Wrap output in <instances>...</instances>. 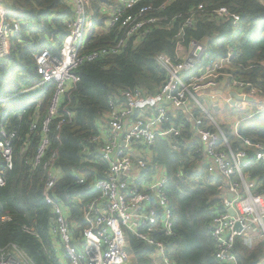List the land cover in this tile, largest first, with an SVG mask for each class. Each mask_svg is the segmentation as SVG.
I'll use <instances>...</instances> for the list:
<instances>
[{"label": "built area", "instance_id": "2783aa9c", "mask_svg": "<svg viewBox=\"0 0 264 264\" xmlns=\"http://www.w3.org/2000/svg\"><path fill=\"white\" fill-rule=\"evenodd\" d=\"M92 1L97 4L98 11L88 15L87 3ZM64 2L70 9V17L65 21L69 33L63 35L56 31L42 36L48 47L35 55L34 82L18 86L13 96L0 99V106L42 91L54 83L57 87L51 109L53 114L64 92L80 82L76 73L80 66L136 46L150 33V27L171 31L175 22L182 20L183 23L175 37V56L160 53L156 57L165 73L164 84L157 93L145 95L136 89L120 91L110 98L108 110L96 122V134L83 146V155L95 166L102 165L103 169L96 172L92 180L85 174L75 175L76 186L84 187L80 195L66 193L62 198L57 192L62 173L52 160L45 164L44 169L49 172L43 199L53 216L52 234L57 237L54 245L62 264H129L132 259L136 260L135 254L129 250L133 238L148 248V256L154 264H176L168 255L167 244L160 239L161 236L174 235V213L167 191L170 177L164 166L153 171L152 151L158 139L182 138V129L186 126L179 121L180 113L191 122L190 132L201 169L210 166L212 174L221 182L218 187L221 207L215 210L211 228L215 260L217 264H237L234 250L238 238L250 245L260 239L264 242V191L258 193L260 186L257 182L255 185L249 182L243 172V167L264 164V150L261 144L249 139L244 140L241 148H232L225 131L200 101L211 91L221 88L228 95L238 92L243 104L256 112L264 110L263 96L223 74L235 55L234 48L229 46L225 56L213 60L209 40L185 41L186 31L195 27L194 22L196 25L197 13H205L203 7L188 17L185 14L169 19L156 15L146 17L149 12L153 13L152 6L127 14L143 0ZM23 12L13 1L0 0L2 61L11 58L17 45L13 41L20 37L22 29L34 27L35 23L30 21L13 19L9 22V16L22 15ZM210 14L230 22L233 28H237L241 21L238 14L225 7L212 10ZM51 22L53 20H42L41 27ZM116 26L122 31L127 30L123 38L115 37L107 48L82 55L92 36L111 32ZM7 75L15 81L12 73L7 71ZM192 106H197L203 115L194 112ZM2 114L1 110L0 187L5 185L6 170L13 167V142L1 123ZM48 126L47 120L43 125L44 135ZM47 146L48 140L44 138L35 166L40 165ZM249 148H254L255 152H249ZM75 207L80 211V223L72 220ZM230 210L234 211V216ZM9 220L8 216H0V223ZM23 229L38 237L33 229ZM0 264L35 263L18 246L9 245L0 248ZM260 264H264V260Z\"/></svg>", "mask_w": 264, "mask_h": 264}, {"label": "trees", "instance_id": "16d2710c", "mask_svg": "<svg viewBox=\"0 0 264 264\" xmlns=\"http://www.w3.org/2000/svg\"><path fill=\"white\" fill-rule=\"evenodd\" d=\"M11 1L24 12L9 16V22L17 19L36 24L22 29L19 46L14 53L19 61L17 70L31 84L36 78L35 55L48 47L42 36L56 31L65 35L68 30L65 21L70 17V9L64 0ZM148 6H152L153 13L149 12L146 17L156 15L169 19L185 14L188 17L203 7L205 13H197L196 25L194 22L195 27L186 31L185 41L210 40L213 59L224 56L227 48L232 46L235 55L223 74L264 97V0H143L127 14L137 13ZM222 7L241 17L237 28L210 14ZM48 19L53 22L44 24L42 28L41 21L47 22ZM182 23V20L175 22L171 31L150 27V33L136 46L80 66L76 72L80 82L64 92L53 114L51 109L57 87L54 83L42 91L2 105L1 123L13 142V167L6 170L5 185L0 187V216L10 218L8 222L0 223V248L16 245L35 264H62L54 245L57 237L52 234L53 216L43 200L49 172L44 169L45 164L52 160L62 173L57 186L62 198L66 193L80 195L84 187L76 186L75 175L85 174L92 180L96 172L103 169L102 165L95 166L83 155V146L96 134V122L108 110L110 98L120 91L136 89L145 95L157 93L164 84L165 73L157 64L156 57L160 53L175 56V37ZM126 32L116 26L111 32L92 36L82 55L107 48L115 37L123 38ZM9 59L0 60V99H8L15 94V83L7 75ZM69 113L73 116L70 117ZM47 120L48 132L44 135L43 125ZM180 120L186 126L182 129V138L158 139L152 151L153 171L164 166L169 174L167 191L174 213V235L161 236L160 239L167 244L168 255L176 264H217L211 228L215 210L221 207L218 190L221 182L212 174L210 166L201 169L190 132L191 122L182 113L179 114ZM179 121L176 122L178 126ZM44 138H47L48 146L40 165L35 166ZM245 139L261 144L264 150V111L241 122L238 138L231 141L232 148H241ZM248 150L255 152L254 148ZM245 173L257 182L260 186L258 193H262L264 164L254 163L245 168ZM72 220L81 222L78 207L73 210ZM24 227L33 229L38 237L26 233ZM129 250L135 254L134 264H154L142 242L133 238ZM234 253L238 258L237 264H260L264 260V242L258 240L250 245L238 238Z\"/></svg>", "mask_w": 264, "mask_h": 264}, {"label": "rangeland", "instance_id": "374dc122", "mask_svg": "<svg viewBox=\"0 0 264 264\" xmlns=\"http://www.w3.org/2000/svg\"><path fill=\"white\" fill-rule=\"evenodd\" d=\"M97 11H98V7L94 1L87 3V14L88 15H91L92 13H97ZM68 33H69V30H67V32H65V35ZM20 39H21V37L15 38L13 42H17V45H18ZM17 45L14 47V51L12 53L11 58L9 59L8 68H7V71L12 73L13 77L15 78V81H14L10 77H8L11 81H13L15 83V85H14L15 89L18 88V86L29 84L28 80L25 78V75H21V72L19 70H17V66H18L19 61H18L17 55L14 54V53H16L15 50L19 46V45L18 46ZM225 99H226V95L222 96V98H219L217 100V104L219 106L218 110L211 109L208 106V103L204 98H200V101L204 104V106H206L208 113L210 115H212L214 117V119L216 120V122L223 128V130L225 131L229 140L232 141L233 139L238 138V122L240 120L246 119L248 117V112H242L239 109L228 106L227 103L225 102ZM4 108H5V106H4ZM191 108L193 109L194 112H198L201 115H203L197 106H192ZM0 111H1V109H0ZM241 162H242V164L244 163V161H241ZM243 172H244L246 178L248 179V181L255 185L256 181L254 179L249 178V175H247L245 173V167H243ZM260 240H262V239H260ZM82 250H83V248H82ZM135 261L136 260L134 258L130 261L129 264H134Z\"/></svg>", "mask_w": 264, "mask_h": 264}, {"label": "crops", "instance_id": "0c3cea01", "mask_svg": "<svg viewBox=\"0 0 264 264\" xmlns=\"http://www.w3.org/2000/svg\"><path fill=\"white\" fill-rule=\"evenodd\" d=\"M231 94L233 95L234 93H231ZM236 94L239 96V93L238 92H236ZM224 95H226L225 102L227 103L228 106L234 107L236 109H239L242 112H248V117L246 119H248V118H250V117L253 116V113L255 112L254 109H252L251 107H248V106L244 105L242 100H238L235 97L233 98L232 96H229L221 88H218L217 90L211 91L209 94H207L203 98L207 101L208 106L211 109L218 110L219 109V106L217 104V100L219 98H222V96H224ZM244 120H240L238 122V129H239L240 123L242 121H244Z\"/></svg>", "mask_w": 264, "mask_h": 264}, {"label": "water", "instance_id": "95a60500", "mask_svg": "<svg viewBox=\"0 0 264 264\" xmlns=\"http://www.w3.org/2000/svg\"><path fill=\"white\" fill-rule=\"evenodd\" d=\"M232 97H233V98L235 97L236 99L241 100V97H239L236 93H234V94L232 95ZM231 199H232V195L229 196V200H231ZM229 213H230L232 216L235 215L233 210H230ZM52 223H53V220H52ZM237 229L240 230V226H239V225H237Z\"/></svg>", "mask_w": 264, "mask_h": 264}, {"label": "clouds", "instance_id": "9594fccd", "mask_svg": "<svg viewBox=\"0 0 264 264\" xmlns=\"http://www.w3.org/2000/svg\"><path fill=\"white\" fill-rule=\"evenodd\" d=\"M209 42H210V40H209ZM210 47H211V46H210ZM227 50H228V48H227ZM226 52H227V51H226ZM225 54H226V53H225ZM224 56H225V55H224ZM222 57H223V56H222ZM211 58H212V57H211ZM233 58H234V57H233ZM233 58H232V59H233ZM212 59H213V58H212ZM219 59H220V58H219ZM219 59H213V60H219ZM230 64H231V63H230ZM230 64H229V66H230ZM222 90H223V89H222ZM223 91H224V90H223ZM231 93H236V91H233V92H231ZM231 93H230L229 96H232ZM239 96L241 97V95H239ZM241 100L243 101V98H242V97H241ZM2 105H4V104H2ZM2 105L0 106V108L2 107ZM1 110H2V109H1ZM263 111H264V110H263ZM261 112H262V111H261ZM257 113H258V112L255 111V112L253 113V116L256 115ZM242 122H243V121H242ZM240 124H241V123H240ZM222 129H223V128H222ZM230 142H231V141H230ZM243 142H244V140H243Z\"/></svg>", "mask_w": 264, "mask_h": 264}, {"label": "bare ground", "instance_id": "6f19581e", "mask_svg": "<svg viewBox=\"0 0 264 264\" xmlns=\"http://www.w3.org/2000/svg\"><path fill=\"white\" fill-rule=\"evenodd\" d=\"M224 71V70H223Z\"/></svg>", "mask_w": 264, "mask_h": 264}]
</instances>
